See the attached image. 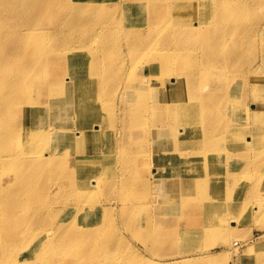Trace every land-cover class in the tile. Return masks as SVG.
I'll return each mask as SVG.
<instances>
[{"label":"bare ground","instance_id":"bare-ground-1","mask_svg":"<svg viewBox=\"0 0 264 264\" xmlns=\"http://www.w3.org/2000/svg\"><path fill=\"white\" fill-rule=\"evenodd\" d=\"M256 33L264 0H0V264H151L119 227L149 233L132 218L150 203L139 172L155 156L169 183L164 206L178 189L173 212L202 221L189 231L173 219L158 226L185 239L211 233L232 245L226 255L254 261L264 244L238 253L231 238L250 208L243 178L264 173L247 167L252 134L264 129V51L246 74L249 91L232 70ZM57 60L62 74L52 72ZM252 92L254 130L248 104L234 110ZM249 192L255 200L259 189ZM163 236L150 230L152 243Z\"/></svg>","mask_w":264,"mask_h":264},{"label":"rangeland","instance_id":"rangeland-1","mask_svg":"<svg viewBox=\"0 0 264 264\" xmlns=\"http://www.w3.org/2000/svg\"><path fill=\"white\" fill-rule=\"evenodd\" d=\"M237 1L241 2L242 0H237ZM261 37L264 38V35L261 36V34L259 33L250 35L248 37L250 42H249V47L247 48V51L245 53V57H244L245 62L237 66L235 70H232V73H235V74L237 73L238 76H241L243 78L241 82H238V83L236 82V87L241 90L245 89L249 91V89L252 88L251 79L245 80L246 74L252 75V72L254 71V69H258L259 66L262 64L261 55L264 49L261 46ZM253 65L255 66L252 67ZM65 68H66V65L63 63V61L57 60L56 65L52 68V72H54L55 74H58V73L62 74L63 72H65ZM32 90H33V97L36 98L35 100H37L41 96L42 93L40 94L34 88ZM254 96H255V93L252 92L248 94V96L246 97L243 103H237L236 106L234 105V110L236 114L240 115L246 109L247 104H248L249 114H250L249 117H251L250 121L252 122L250 123L251 130H254L256 126L258 127L257 123L253 122L254 101L252 99L254 98ZM263 100H264V95L262 96L261 104H263ZM255 139L256 140H254L253 134H252L253 142L251 143L250 150H248V154H250L251 156V158H249V162L251 160L252 161L249 163V165L246 164L248 165L247 166L248 169L251 166L252 170L256 169L259 165H264V129L263 131L258 133ZM234 155H239V154L235 152ZM43 159L45 160L44 157ZM157 164L158 163L156 161V156H155L151 164L152 170L150 166L140 165L139 174L143 180H147V184L145 185L148 187V190L150 189L149 198L147 199V201L150 203H148V206H145V209H142L137 215L134 216L136 224H134V219L132 218V227L133 225H135V227L138 226L143 229L146 228L149 230V233L145 231L142 232L140 230L137 231L136 229L130 230L127 227H125L123 224H121V226L119 227V229H121L123 241L127 244L126 246L128 250H130L132 254L135 255L140 262H143V263L151 262V264H179L181 262L188 263L189 261H192L191 262L192 264H206V262H209V260L215 257L220 258V256L222 257L220 258L218 264H244L243 261L241 263L238 260V256H235V258L233 259L232 256L226 255V250L230 253L228 254L231 255V250L229 249H231L232 245H229V243H227L222 246L221 242L218 241V238L215 237L214 235H211V233L205 236L202 235L201 237L198 235L196 239L190 238V237H189L190 239L189 238L185 239V236L187 235L185 234H183L182 236L177 235L178 232L180 234V231H178L179 230L178 228L171 229L167 225H161V227L158 226L162 222H165V221L170 222L173 219V221L177 222V225H179L180 228H183L185 230H188V229L190 230V229L195 228L197 225L199 226V224L201 226L202 221H200L201 215L199 213L197 214V213L190 212L191 209H188V208L181 209L178 213L173 212L172 204H174L175 201L180 202V199L176 198L177 194L180 193V190L177 193L178 189H175V190L172 189V192L170 193H175L174 195H172L174 196V200L170 201L169 199L170 205L164 206L165 202L161 201L160 199L161 198L163 200L165 199V196L163 195L165 193H161V192L162 190H166L167 188H169L168 187L169 183L165 177L166 174L163 177L165 178V180L162 181L161 179L162 170L165 167H158ZM233 166L239 167L240 165L233 164ZM154 168L158 169L159 171L157 175H153L156 173V170ZM21 169H22V165L17 166L15 169L11 170V172H20ZM243 179L246 185V190H244L243 193L241 192H238V193H240L239 195L246 199L245 201L247 204L250 205L249 206L250 208H247V212L240 215L238 218L239 220L238 228L235 231L236 232L239 231V233H241L240 234L241 237L234 235L231 238V240H237V242L239 243V245L235 246L238 248V249H235L238 253L240 251L243 253H246L247 247L255 243L260 242V244L262 243L264 244V229H263L264 227L259 226V225H254L252 223V221H255V219L257 218L262 220L264 216L262 214L257 213L258 211L257 208H263L262 205L264 201V198H263L264 197V173H257L254 171V173L252 174V178L249 179V177L248 178L244 177ZM148 181L152 183V184L150 183L152 188H150L151 186L149 187ZM106 184H108L107 180L104 181L103 186H105ZM185 184H187V182ZM261 184L262 186H260ZM252 188L259 189V194L257 192V197L255 198V200L251 197L250 195L251 192H249ZM189 194H190L189 200H193L198 196V195L193 196L192 195L193 191L191 190H189ZM156 195L158 196V200H157L158 202L156 204L157 208H155V206L154 208H149L150 205L151 207H153V204H152L153 196H156ZM248 212H249L248 215H249L250 222H244V217L245 215H247ZM180 217H182L181 218L182 220H180ZM204 220H208V217H205ZM150 230H152V232L153 230L154 232L157 231V235L163 233L166 236H163V238H160V239L158 238L159 240L156 239L152 243L150 240ZM173 230H176V236H174V238L169 239V237H171ZM201 238L203 241L201 240ZM187 241H190V243L188 244ZM198 242L200 244H198ZM194 243L195 244L197 243L196 246L194 245ZM153 244L159 246L161 251L157 253L156 252L157 248L152 247ZM197 245L198 246L200 245V246L198 247ZM188 247L194 248L193 251L189 252L187 250ZM263 251H264V247L262 248L261 251L254 253L253 255L254 261L251 262L250 260H248L247 264H264ZM211 254L212 255L214 254V256H211ZM197 255H201V257L192 259L194 256H197ZM170 262H173V263H170Z\"/></svg>","mask_w":264,"mask_h":264}]
</instances>
